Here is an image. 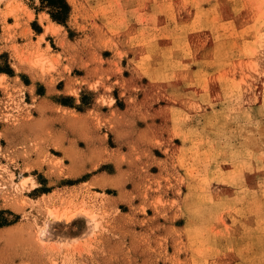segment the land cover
Masks as SVG:
<instances>
[{"label": "rangeland", "instance_id": "rangeland-1", "mask_svg": "<svg viewBox=\"0 0 264 264\" xmlns=\"http://www.w3.org/2000/svg\"><path fill=\"white\" fill-rule=\"evenodd\" d=\"M64 2L0 0V264H264V0Z\"/></svg>", "mask_w": 264, "mask_h": 264}, {"label": "trees", "instance_id": "trees-1", "mask_svg": "<svg viewBox=\"0 0 264 264\" xmlns=\"http://www.w3.org/2000/svg\"><path fill=\"white\" fill-rule=\"evenodd\" d=\"M46 3L50 6H53L54 11H53V16H56V18H60L65 10L67 9V5L64 2V0H45ZM51 15V17H53Z\"/></svg>", "mask_w": 264, "mask_h": 264}, {"label": "crops", "instance_id": "crops-1", "mask_svg": "<svg viewBox=\"0 0 264 264\" xmlns=\"http://www.w3.org/2000/svg\"><path fill=\"white\" fill-rule=\"evenodd\" d=\"M46 19L49 20V17L47 14H46ZM49 22L52 23L51 20H49ZM42 26H44V25L42 24ZM52 54H55V53H52ZM59 105L62 107H68V106H66V104H62V103H60Z\"/></svg>", "mask_w": 264, "mask_h": 264}, {"label": "bare ground", "instance_id": "bare-ground-1", "mask_svg": "<svg viewBox=\"0 0 264 264\" xmlns=\"http://www.w3.org/2000/svg\"><path fill=\"white\" fill-rule=\"evenodd\" d=\"M89 220H93V217H90ZM44 235H45V229H43V230L40 231V236L43 237Z\"/></svg>", "mask_w": 264, "mask_h": 264}]
</instances>
